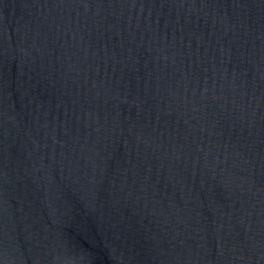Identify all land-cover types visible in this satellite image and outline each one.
<instances>
[{"label":"water","instance_id":"obj_1","mask_svg":"<svg viewBox=\"0 0 264 264\" xmlns=\"http://www.w3.org/2000/svg\"><path fill=\"white\" fill-rule=\"evenodd\" d=\"M0 264H264V0H0Z\"/></svg>","mask_w":264,"mask_h":264}]
</instances>
